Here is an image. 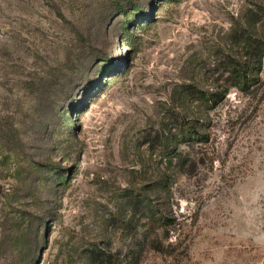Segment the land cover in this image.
Here are the masks:
<instances>
[{
  "label": "rangeland",
  "instance_id": "374dc122",
  "mask_svg": "<svg viewBox=\"0 0 264 264\" xmlns=\"http://www.w3.org/2000/svg\"><path fill=\"white\" fill-rule=\"evenodd\" d=\"M249 37L264 0H0V264H264Z\"/></svg>",
  "mask_w": 264,
  "mask_h": 264
},
{
  "label": "trees",
  "instance_id": "16d2710c",
  "mask_svg": "<svg viewBox=\"0 0 264 264\" xmlns=\"http://www.w3.org/2000/svg\"><path fill=\"white\" fill-rule=\"evenodd\" d=\"M121 11H125L124 8L121 9ZM246 48L248 50L247 53V58L248 61L244 64H238V63H232L230 64L229 68V78L231 80L230 85L228 89H226L227 93L230 88L235 87L239 89L240 91L244 93H251L252 90L259 84L260 82V77L259 73H252L254 72L253 69L255 67V64H258L259 68H261L262 61L264 58V41L263 40H258L256 38L249 37L246 39ZM252 64V65H251ZM252 66V67H251ZM250 68V69H249ZM252 70V71H251ZM224 94L222 93H215L212 97H207L205 100V104L209 106V104L212 106L213 104L216 105L222 98ZM212 101V103H211ZM181 129V130H180ZM180 130V135L179 137L181 139H185L186 136H190L189 133L187 132L185 127L179 128ZM199 141H204L201 138H197ZM164 149H167L168 146L166 143H164ZM149 222L152 224V226L157 229L153 230L154 236L151 234V242L156 243L158 240L159 234V229L163 227L164 225L168 224L167 219L163 217L157 216V213H153V211H150V216H149ZM103 264H113L111 257L105 256L102 261H100ZM119 264V263H116Z\"/></svg>",
  "mask_w": 264,
  "mask_h": 264
}]
</instances>
